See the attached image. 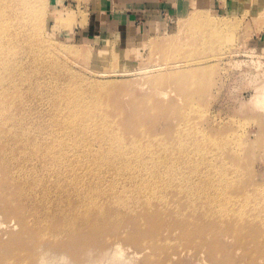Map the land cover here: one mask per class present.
<instances>
[{
	"label": "rangeland",
	"instance_id": "374dc122",
	"mask_svg": "<svg viewBox=\"0 0 264 264\" xmlns=\"http://www.w3.org/2000/svg\"><path fill=\"white\" fill-rule=\"evenodd\" d=\"M63 1L0 3V264H264V0L128 44ZM81 216L105 228L74 258Z\"/></svg>",
	"mask_w": 264,
	"mask_h": 264
},
{
	"label": "crops",
	"instance_id": "0c3cea01",
	"mask_svg": "<svg viewBox=\"0 0 264 264\" xmlns=\"http://www.w3.org/2000/svg\"><path fill=\"white\" fill-rule=\"evenodd\" d=\"M240 1L243 0H65L57 10L75 14L71 31L76 38L128 44L149 31L163 32L165 23L177 18L194 12L223 13L229 3Z\"/></svg>",
	"mask_w": 264,
	"mask_h": 264
},
{
	"label": "bare ground",
	"instance_id": "6f19581e",
	"mask_svg": "<svg viewBox=\"0 0 264 264\" xmlns=\"http://www.w3.org/2000/svg\"><path fill=\"white\" fill-rule=\"evenodd\" d=\"M0 3L5 4L4 0H0ZM0 7H1V5H0ZM13 9L14 8H11V10H13ZM14 14H15V11L9 12V13H7V11H5L4 13L2 11H0V48H2L5 45L6 40H7L6 36H10L8 34H6V36L1 35L2 25L6 24V23H4L6 18H13ZM67 23H69V22H67ZM10 43L12 44L13 41H10ZM9 46L11 48L13 47L11 45H9ZM9 51L11 52L13 50L9 49ZM24 194H25V192L19 197L20 201H22V197L24 196ZM94 213L95 212H93L92 214H94ZM19 222H20V225L22 227H24L25 229H27V228L30 229L28 221L21 214L19 215ZM159 222L160 221H158V223ZM90 224H91V219H85L84 216H81V218H76V219L71 220V222L67 226H63L60 224L61 226H59V229L55 230L56 235L65 234V233H70L73 235L72 244L67 247V250L69 251V253L71 254L72 257L78 258L79 250L83 249L85 246H89L90 243L92 244L93 242L100 241L98 239H100V234H101L100 232L105 228L104 223H102V221H101V223L99 222V224H97V225H94V224L90 225ZM100 224H103V225H100ZM70 226H74V227L68 228ZM45 227L46 226L41 225L40 229H38V232L39 233L41 232V236L37 238L38 247L36 248V251L40 247V244H42L43 246H45L47 244L46 239H45L46 236L44 235L43 232L47 231L48 229L44 230ZM85 228H87L88 231H84ZM48 234H49V232H48ZM16 256H17L18 260H22V261L28 263V261L32 258V253L29 254V253H26L25 251L24 252L18 251Z\"/></svg>",
	"mask_w": 264,
	"mask_h": 264
}]
</instances>
